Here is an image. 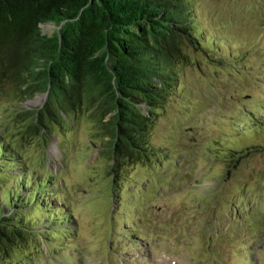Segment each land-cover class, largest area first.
<instances>
[{
  "label": "rangeland",
  "instance_id": "1",
  "mask_svg": "<svg viewBox=\"0 0 264 264\" xmlns=\"http://www.w3.org/2000/svg\"><path fill=\"white\" fill-rule=\"evenodd\" d=\"M190 7L195 32L208 42L186 48L189 62L148 125L146 140L160 154L125 163L115 187L87 116L54 124L44 139L27 132L17 111L40 108L47 95L23 103L1 95L0 136L27 166L61 174L78 221L73 239L52 233L65 227L59 220L35 226L39 247L24 243L25 264H264V0H190ZM214 42L218 50L209 48ZM234 151L241 157L230 169Z\"/></svg>",
  "mask_w": 264,
  "mask_h": 264
},
{
  "label": "trees",
  "instance_id": "2",
  "mask_svg": "<svg viewBox=\"0 0 264 264\" xmlns=\"http://www.w3.org/2000/svg\"><path fill=\"white\" fill-rule=\"evenodd\" d=\"M42 24L55 30L44 34ZM196 28L190 0H0V97L23 103L46 94L40 108L17 111L27 132L41 138L54 124L72 126L82 112L102 140L115 187L125 163L160 154L146 140L147 128L189 62L186 48L208 42ZM234 152L230 169L241 157ZM21 159L0 136V264H25L24 243L39 247L34 227L62 223L44 197L55 176ZM6 208L17 211L4 215ZM52 229L55 236L65 230Z\"/></svg>",
  "mask_w": 264,
  "mask_h": 264
}]
</instances>
